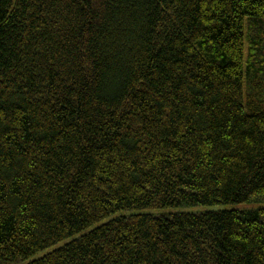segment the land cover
Returning a JSON list of instances; mask_svg holds the SVG:
<instances>
[{
  "label": "trees",
  "instance_id": "1",
  "mask_svg": "<svg viewBox=\"0 0 264 264\" xmlns=\"http://www.w3.org/2000/svg\"><path fill=\"white\" fill-rule=\"evenodd\" d=\"M262 204L264 0H0V264H264Z\"/></svg>",
  "mask_w": 264,
  "mask_h": 264
},
{
  "label": "rangeland",
  "instance_id": "2",
  "mask_svg": "<svg viewBox=\"0 0 264 264\" xmlns=\"http://www.w3.org/2000/svg\"><path fill=\"white\" fill-rule=\"evenodd\" d=\"M257 206H259V205H243V206H237V208L238 209H243V208H247V209H250V208H254V207H257ZM262 207H264V204H262L261 205ZM201 209H204V208H199V209H192V208H188V209H186V208H181V209H179L180 211H186V212H188V211H191V212H197V211H200ZM152 213H158V211H152ZM39 255H41V254H39Z\"/></svg>",
  "mask_w": 264,
  "mask_h": 264
}]
</instances>
